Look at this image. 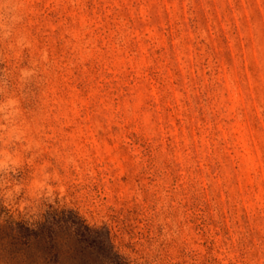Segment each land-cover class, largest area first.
I'll use <instances>...</instances> for the list:
<instances>
[{
  "label": "rangeland",
  "instance_id": "1",
  "mask_svg": "<svg viewBox=\"0 0 264 264\" xmlns=\"http://www.w3.org/2000/svg\"><path fill=\"white\" fill-rule=\"evenodd\" d=\"M8 2L39 55L0 42V73L34 69L62 206L128 264H264V0Z\"/></svg>",
  "mask_w": 264,
  "mask_h": 264
},
{
  "label": "clouds",
  "instance_id": "2",
  "mask_svg": "<svg viewBox=\"0 0 264 264\" xmlns=\"http://www.w3.org/2000/svg\"><path fill=\"white\" fill-rule=\"evenodd\" d=\"M6 40L17 59L24 49L39 55L18 6L0 0V42ZM33 78L34 69L0 73V223L11 217L36 228L65 202L61 169L75 161L57 144L46 99L30 106Z\"/></svg>",
  "mask_w": 264,
  "mask_h": 264
},
{
  "label": "trees",
  "instance_id": "3",
  "mask_svg": "<svg viewBox=\"0 0 264 264\" xmlns=\"http://www.w3.org/2000/svg\"><path fill=\"white\" fill-rule=\"evenodd\" d=\"M0 264H128L110 230L74 208L53 209L36 228L8 217L0 223Z\"/></svg>",
  "mask_w": 264,
  "mask_h": 264
}]
</instances>
